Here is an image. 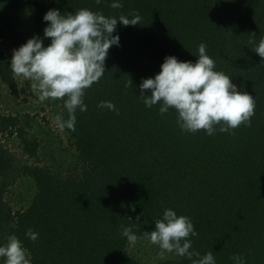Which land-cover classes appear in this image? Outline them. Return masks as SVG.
<instances>
[{
    "label": "trees",
    "instance_id": "1",
    "mask_svg": "<svg viewBox=\"0 0 264 264\" xmlns=\"http://www.w3.org/2000/svg\"><path fill=\"white\" fill-rule=\"evenodd\" d=\"M20 1L7 0L3 9L13 16ZM28 3L27 16L10 21L20 31L11 36L14 44L27 35L43 37L50 8L141 17L135 25L118 22L120 44L110 47L103 75L85 90L87 110L77 109L75 127H65L76 166L65 175L24 167L37 192L15 213L9 234L24 242L32 264H142L128 253L121 226L144 235L169 207L193 219L198 235L189 238L196 253L212 250L217 264H233V253L246 264H264V58L252 49L264 36V0H122L120 8L111 0ZM201 42L216 68L253 96L250 125L212 135L182 131L174 108L161 114L159 104L147 107L138 96L142 78L160 71L166 55L195 61ZM10 62L0 47V82L16 89ZM101 101L119 111L98 107ZM62 106L67 119L63 98ZM20 120L0 114V129L16 133L24 151L36 156L40 143ZM29 228L39 234L34 241L25 235ZM165 264L191 259L176 255Z\"/></svg>",
    "mask_w": 264,
    "mask_h": 264
},
{
    "label": "clouds",
    "instance_id": "2",
    "mask_svg": "<svg viewBox=\"0 0 264 264\" xmlns=\"http://www.w3.org/2000/svg\"><path fill=\"white\" fill-rule=\"evenodd\" d=\"M110 6L123 7L122 0H111ZM43 20L48 22L43 37L34 34L14 48L10 67L14 74L30 82L41 101L63 98L68 118L57 115L56 123L60 129L74 128L77 109L87 110L83 99L85 90L103 75L110 47L120 44V35L115 31L118 22L135 25L141 17L139 14L109 16L82 7L67 14L59 8H50ZM45 37L51 38L47 45ZM252 49L264 58V36ZM197 57L193 61L166 55L160 71L142 78L138 96L147 107L159 104L161 114L174 108L182 131L203 129L212 135L216 131L234 130L242 123L250 125L253 96L241 90L231 75L216 68L206 43L198 45ZM146 90H150V94H146ZM98 107L119 111L112 101H101ZM121 229L128 241H136L137 234L130 225H122ZM25 235L34 241L39 234L29 228ZM144 235L162 250L190 258L191 264H217L212 250L204 254L192 250L193 242L189 237L198 235V229L190 216L178 214L173 208H166L162 218L155 219V228L145 231ZM231 259L233 264H246L247 258L233 253ZM0 264H32L30 251L15 233H10L6 242L0 243Z\"/></svg>",
    "mask_w": 264,
    "mask_h": 264
},
{
    "label": "rangeland",
    "instance_id": "3",
    "mask_svg": "<svg viewBox=\"0 0 264 264\" xmlns=\"http://www.w3.org/2000/svg\"><path fill=\"white\" fill-rule=\"evenodd\" d=\"M6 1L0 0V47L11 61L13 49L26 42L27 38L23 37L14 44L11 36L18 37L20 31H14L16 21L12 22L14 25H10V21L26 17L29 3L28 0H19L20 10L12 16L3 9ZM26 37L29 38L28 35ZM13 75L16 89L0 82V114L20 116L19 124L25 125L29 137L38 140L40 146L37 155L30 156L24 151L16 133L9 134L0 129V243L6 242L9 230L16 225L15 213L29 206L37 192L33 178L25 173L24 167L38 166L65 175L78 161L73 137L56 123V116L64 112L62 98L41 101L29 81ZM127 251L142 264H165L176 257L174 252L151 243L145 235L137 236L134 242L129 241Z\"/></svg>",
    "mask_w": 264,
    "mask_h": 264
}]
</instances>
